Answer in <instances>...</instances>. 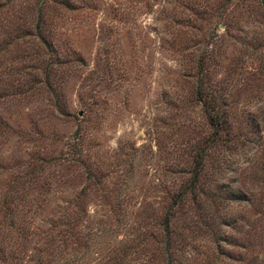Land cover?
Masks as SVG:
<instances>
[{
  "label": "rangeland",
  "instance_id": "1",
  "mask_svg": "<svg viewBox=\"0 0 264 264\" xmlns=\"http://www.w3.org/2000/svg\"><path fill=\"white\" fill-rule=\"evenodd\" d=\"M96 1L90 18L81 22L89 35L77 37L84 64L62 88L67 113L41 106L44 98L40 105L0 101V193L7 192L10 176L21 174L35 154L44 159L65 152L88 100L89 116L99 117L93 125L99 145L92 157L109 175L103 189L95 185L83 198L86 214L78 226L92 234L85 246L80 237L74 239V249L83 246L85 251L78 264H264V0H196L193 6L207 12L199 31H181L184 39L194 36L198 42L177 40L175 47L184 49L173 53L152 46V29L162 17L156 5L161 0H156L152 12L133 16L138 38L131 45L124 37L114 58L113 51L104 53V38L96 35L112 23L110 10H122L120 0ZM164 7L181 8L177 1ZM194 47L208 54V76L226 97L231 124V139L211 146L205 159V171L214 179L208 187L221 196L217 205L223 217H173L178 235L167 258L161 252L162 217H150V208L161 201L163 187H175L189 150L207 130L192 95L193 81L174 71ZM98 75L109 78L98 84ZM86 88L90 94L84 96ZM121 170L123 175L115 177ZM76 171L57 168L55 180L41 183L51 189L49 194L33 200L53 205L80 199L87 182ZM215 180L242 196H224L221 188L214 189ZM112 188L120 207L126 205L123 217H106L110 208L104 203L117 200L108 192Z\"/></svg>",
  "mask_w": 264,
  "mask_h": 264
},
{
  "label": "trees",
  "instance_id": "2",
  "mask_svg": "<svg viewBox=\"0 0 264 264\" xmlns=\"http://www.w3.org/2000/svg\"><path fill=\"white\" fill-rule=\"evenodd\" d=\"M154 1L120 0L122 10L112 9L108 12L112 23L98 28L96 35L104 38V53L113 51V58L116 52L120 54L124 37L133 45L139 33L133 16L136 12H152ZM171 1H177L181 8H165ZM198 2H157L156 5H161L157 10L162 17H158L161 22L152 29V46L166 49L169 53L181 52L184 48L175 47V44L177 40L184 39L182 28L190 27L199 31V24L207 14L205 9L193 6ZM98 3L96 0H0V101L7 98L25 99L32 103L38 101L40 105L44 98L45 103L41 106L49 105L58 115H65L67 109L63 85L67 77L84 64L77 37L89 35V28H83L81 22L90 18L89 11L96 9ZM113 21H116L115 25ZM121 29L124 30L122 34L119 32ZM184 40L183 43L198 42L194 36ZM193 51L198 55L195 56L191 51L189 60L184 64L180 62L179 69L174 71L177 77L188 80L185 78L188 76L193 81L192 95L199 104V112L207 130L189 150L186 169L178 177L175 187H163L161 196H158L161 201L150 208V217H162L159 223L163 229L161 252L167 258L172 252L170 247L174 236L178 235L176 219L173 217H223L218 213L217 198L220 195L209 188L214 179L205 171V159L211 146H222L231 139V124L226 97L219 93L216 84L208 76V54L198 53L195 47ZM112 65L113 60H110L108 69ZM106 78L109 77L98 75L97 83H105ZM84 91V96L90 94L89 89ZM86 102L65 152L49 157L48 153L44 159L33 153L35 158L27 161L22 173L10 176L12 182L7 192L0 193V264H78L83 259V246L81 250L73 247L75 238L80 237L85 246L92 234L91 230H83L78 226L79 220L86 214L83 198L95 185L103 189L109 175L92 157L93 148L99 145L97 129L93 126L98 124L96 119L99 117L89 116L90 103L88 100ZM53 135L50 139L54 142L57 138ZM49 165L51 170L46 167ZM57 168L80 170L85 175L87 185L79 190L80 199H69L53 205L44 200L34 201L38 195L49 194L51 189L43 187V184L56 179L59 175L55 173ZM122 173L124 171L121 170L115 177H120ZM214 183L215 190L224 186L218 181ZM114 190L112 188L108 192L117 200L104 203L110 208V215L106 217H123L127 214L124 212L126 205L123 209L120 207L123 206L122 202ZM221 192L226 197L242 196L223 188ZM29 193L34 195L31 200H25ZM141 217L148 216L142 212Z\"/></svg>",
  "mask_w": 264,
  "mask_h": 264
}]
</instances>
